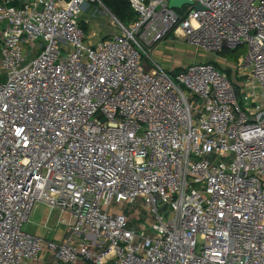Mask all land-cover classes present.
Wrapping results in <instances>:
<instances>
[{
    "label": "built area",
    "instance_id": "1",
    "mask_svg": "<svg viewBox=\"0 0 264 264\" xmlns=\"http://www.w3.org/2000/svg\"><path fill=\"white\" fill-rule=\"evenodd\" d=\"M189 1L128 0L126 27L100 0H0V264H264V0ZM94 2L117 31L90 45ZM169 35L246 42L244 79L208 60L172 76L151 57ZM36 203L59 242L23 231Z\"/></svg>",
    "mask_w": 264,
    "mask_h": 264
},
{
    "label": "rangeland",
    "instance_id": "2",
    "mask_svg": "<svg viewBox=\"0 0 264 264\" xmlns=\"http://www.w3.org/2000/svg\"><path fill=\"white\" fill-rule=\"evenodd\" d=\"M95 7H89L90 9L87 10V15L88 16H92V17H101L102 19H104V21L108 24H104V27H100L98 28L96 25V22L92 23V26L90 28V31H94V33L97 34V32H108V34H114L117 29L113 28L116 24L113 23V19L111 18V15L107 12V10H104L103 8H98L97 4L94 5ZM128 27L131 26V22H126L125 23ZM108 26L109 28L111 27V29H108L106 31H103L102 29ZM174 44L172 43V53L170 54V56H167L168 61H172L173 65H178V64H184L185 62L190 61V58L200 61L201 59H203L202 56L204 55H208L210 53H208V51H205L199 47H195L194 45L188 43L187 41L182 42L181 40L177 39V38H172ZM156 47V46H155ZM154 49L151 52V57L157 61L158 63H161V61L158 59V56L163 52L162 48L160 47V44H158V48L157 50ZM163 47V46H162ZM166 47V46H164ZM156 52H155V51ZM248 51V46L246 44V42H243L241 45H239L237 48H224L222 49L219 53H218V57L226 60L227 62L231 63L233 66H241L244 63V58L247 54ZM216 55L212 53V56ZM196 58V59H195ZM191 59V60H192ZM162 66L164 68H166L163 64ZM171 75L173 76L174 73H171ZM226 75L228 76V78L230 79L232 74L230 73H226ZM6 78L5 73H0V81H4ZM244 79V78H243ZM242 79V80H243ZM261 88H256V91H260ZM242 95L239 94V98L238 101L240 104H242V100L241 97ZM127 215L130 212H133L130 215L131 219V225L134 227H138V226H146L147 227V212L141 208V205L139 202H136L133 205H128L126 207H120ZM136 214L138 215V219L135 220L133 219ZM60 217L59 213L57 211L55 212H49V209L46 205L42 204V203H36L32 209L31 215L29 220L23 224V231L28 232V233H35V234H41L42 232V224L46 222V220H48L49 218V222L50 225H55V220H58ZM55 229L53 231V236L55 239H60L62 236L65 235L66 232V228L65 225L63 223H59L56 227L53 226ZM81 259V258H79Z\"/></svg>",
    "mask_w": 264,
    "mask_h": 264
},
{
    "label": "crops",
    "instance_id": "3",
    "mask_svg": "<svg viewBox=\"0 0 264 264\" xmlns=\"http://www.w3.org/2000/svg\"><path fill=\"white\" fill-rule=\"evenodd\" d=\"M89 7H95V6L93 3L89 4V5H85L83 8V12L81 14V20L85 23V26H86L85 41L88 44L93 45L97 41L104 39V38H107V37L111 36L112 34H108V32H102L101 33V31L97 32V34H96V33H94V31H90V28H91L93 22H96V25H98L97 26L98 28L104 27V24H108V23H106L107 21L105 22L104 19H102L99 16H97V17L88 16L87 10L90 9ZM113 28H115V26ZM108 29H111V27L109 28L108 26H106L105 29L103 28L102 30L106 31ZM172 43L174 44L172 37L170 35L167 36L166 38H164L160 43H158V44H160L159 48L163 49V52L158 56V59L161 61V64H163L166 67L165 69L168 70V72L177 73L179 71H182L187 64H189L193 61H197V60L190 58V61L185 62L183 65L182 64L173 65V62L168 61V59H167L168 58L167 56H170V54L172 53V46H173V45H171ZM158 44L156 45L155 50H157ZM164 46H166V47H164ZM218 53L216 55H213V56H212V54L204 55V56H202L203 59H201L200 61H207L208 60L209 62H212L218 69L222 70L223 72L229 73V74L231 73L232 76H231L230 80L241 82L244 77L242 76L239 68L236 66H233L231 63L227 62L226 60L219 58ZM49 212L52 213L55 211L49 210ZM48 220H46V222L42 224L41 234L39 233L36 235L41 236L43 239L54 240L56 242H59L63 236L60 239H55L54 236L52 235L53 231L55 229L53 226L56 227L60 223L59 219L55 220V225H52V226L50 225V223H48L49 222ZM33 234H35V233H33ZM24 264H61V263H59L53 256H51L50 254L45 252V250H42V252H40L38 254V256H36L34 259L26 261ZM74 264H94V263H92V262L90 263V261H83L82 259H79ZM107 264H112V263L109 262Z\"/></svg>",
    "mask_w": 264,
    "mask_h": 264
},
{
    "label": "trees",
    "instance_id": "4",
    "mask_svg": "<svg viewBox=\"0 0 264 264\" xmlns=\"http://www.w3.org/2000/svg\"><path fill=\"white\" fill-rule=\"evenodd\" d=\"M101 3L126 27L125 23H135L138 20L137 13L131 8L128 0H100ZM97 4L96 2L93 3ZM81 27L86 30L85 23L80 21ZM220 52V51H219ZM91 263V262H90Z\"/></svg>",
    "mask_w": 264,
    "mask_h": 264
},
{
    "label": "water",
    "instance_id": "5",
    "mask_svg": "<svg viewBox=\"0 0 264 264\" xmlns=\"http://www.w3.org/2000/svg\"><path fill=\"white\" fill-rule=\"evenodd\" d=\"M183 3H190V1L189 0H169L168 5H169V7H177ZM195 8L199 9L200 7H199V5H195ZM163 208H165V207H163Z\"/></svg>",
    "mask_w": 264,
    "mask_h": 264
}]
</instances>
